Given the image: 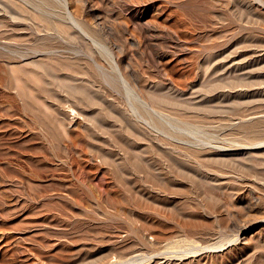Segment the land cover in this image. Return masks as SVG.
<instances>
[{
    "label": "rangeland",
    "instance_id": "374dc122",
    "mask_svg": "<svg viewBox=\"0 0 264 264\" xmlns=\"http://www.w3.org/2000/svg\"><path fill=\"white\" fill-rule=\"evenodd\" d=\"M110 263L264 264V0H0V264Z\"/></svg>",
    "mask_w": 264,
    "mask_h": 264
},
{
    "label": "bare ground",
    "instance_id": "6f19581e",
    "mask_svg": "<svg viewBox=\"0 0 264 264\" xmlns=\"http://www.w3.org/2000/svg\"><path fill=\"white\" fill-rule=\"evenodd\" d=\"M95 63H96V65L98 66L99 64H97V62L95 61ZM113 67H115V69L117 70V74L120 76V78L122 77L123 78V76H122V73H121V71H120V69H119V66H117L116 64H115V66L113 65ZM115 70V71H116ZM109 72H112V74H113V71L111 70V71H109ZM116 73V72H115ZM114 73V74H115ZM107 74V73H106ZM105 74V75H106ZM111 74V73H110ZM125 77V76H124ZM119 79V78H118ZM123 80V79H122ZM120 81V80H119ZM126 81V80H125ZM121 82H123V81H121ZM127 83V82H126ZM126 83H124L125 85H126ZM124 88H126V87H124ZM129 88L130 87H128V90H129ZM131 89V88H130ZM132 91V90H131ZM133 92V91H132ZM136 93V92H135ZM133 94V93H132ZM158 97H159V95H158ZM136 162V161H135ZM137 163V162H136ZM138 163H141L140 161L138 162ZM145 163V162H144ZM132 165H134L133 164V162H132ZM136 165V164H135ZM144 165V164H143ZM137 166V165H136ZM141 167V166H140ZM136 168V167H135ZM145 168V167H144ZM140 170V169H139ZM143 171H145V170H143ZM237 238H234V239H232L233 241H235ZM228 242V241H227ZM165 252H167V251H165ZM170 252V251H169ZM162 254V253H161ZM175 254V253H174ZM164 257H167L168 259H171V257H173L172 256V254H167V253H165V255H163ZM180 256V255H179ZM174 258V257H173ZM176 259V258H175ZM110 264H112V263H110Z\"/></svg>",
    "mask_w": 264,
    "mask_h": 264
}]
</instances>
